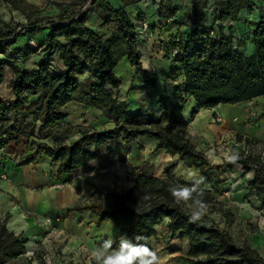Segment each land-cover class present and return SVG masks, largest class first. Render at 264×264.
<instances>
[{
  "label": "trees",
  "instance_id": "16d2710c",
  "mask_svg": "<svg viewBox=\"0 0 264 264\" xmlns=\"http://www.w3.org/2000/svg\"><path fill=\"white\" fill-rule=\"evenodd\" d=\"M121 1L122 7H114L108 0H94L89 12L79 17V11L37 17L24 26L31 35L28 42L12 52L9 49L21 33L4 22L5 28L0 27V56H4L0 57V148L27 137L31 154L23 163L33 162L38 154H45L58 164L57 172L62 174L89 169L91 162L98 159L100 149L119 139L129 142L148 136L158 142L156 150L165 148L188 166L198 167L203 176L209 170H219L221 166L212 165L188 134V121L182 111L189 96L197 102L192 118L202 108L264 96V5L252 0H213V3L191 0L180 17V3L160 1L161 23L169 27L187 25L188 30L185 36L172 33L165 47V56L173 63L171 71L184 78L175 87L180 101L174 103L162 95L160 103L165 112L157 116L142 105L130 111L126 100H119L114 94V89L122 83L115 68L124 57L136 73L145 74L150 85L156 81L143 67L137 23L127 9L140 0ZM19 2L0 0L15 8H20ZM94 7L99 8L102 30L88 23ZM246 7H256L261 13L252 31L255 52L251 55H245L234 44L233 26L226 30L221 25L223 21L238 20L240 11ZM208 17L212 19L211 24ZM45 21L47 24L38 26ZM110 23L114 28L104 30V25ZM42 29L47 30L44 39L37 36ZM30 40L37 43L41 53L29 44ZM174 50L177 54L172 57ZM34 54L41 58L36 68L27 70L17 64L18 60L25 61ZM57 55L64 63L63 69L55 63ZM8 73L11 96L1 93ZM73 101L100 109L114 127L85 129L77 139L67 143L62 133L57 135L55 130L66 122L67 115L62 108ZM46 140H53L54 144L38 142ZM237 140L245 145L225 165L233 168L241 164L245 172L255 173L249 185L264 206V151L258 148L262 143L239 134ZM174 167V164L167 167L163 177L142 171L126 191L100 192L94 202L75 208L91 210L98 227L112 220L118 228L115 246L121 248L122 242L143 246L152 254L145 257L152 264H158L157 254L149 241L156 235V226L166 217L172 236L187 240L188 251L180 256L187 264H264V257L250 243L236 244L231 233L208 214L198 217L189 209L193 203L198 204L199 210L216 202L215 194L210 188L177 176ZM28 241L25 234L16 233L8 228L6 221H0V264L24 256ZM34 257L42 258L39 252ZM138 260L133 264H138Z\"/></svg>",
  "mask_w": 264,
  "mask_h": 264
},
{
  "label": "crops",
  "instance_id": "0c3cea01",
  "mask_svg": "<svg viewBox=\"0 0 264 264\" xmlns=\"http://www.w3.org/2000/svg\"><path fill=\"white\" fill-rule=\"evenodd\" d=\"M252 1L257 5H264V0ZM122 5V1L118 0V5L114 7H122ZM190 5L191 0H186V5L181 6L180 17L183 10ZM127 9L130 13L128 7ZM135 9L137 15L131 17L137 23L138 48L143 54L142 64L149 76L154 77L156 81L154 85H150L145 74L136 73L129 59L124 57L115 68V73L121 78L122 83L119 88L114 89V94L118 95L119 100H126L130 111L142 105L155 115L162 116L165 109L160 103L161 96L167 95L174 103L179 102L180 96L175 94V87L182 84L184 80L179 73L171 71L173 63L165 57V47L172 33L185 36L188 26L169 27L167 23H161L158 10L154 12L138 7ZM145 13L149 16H145ZM141 14L143 20L148 18L149 24L146 28L144 24L147 20L143 22L142 27L140 25ZM260 17L258 8L246 7L240 11L238 20L221 22L226 30L229 26H233L234 44L239 45L245 55L255 52L252 31ZM88 23L94 29L102 30V21H88ZM208 23H212L209 17ZM37 36L44 39L47 36V30H40ZM23 45L17 41L9 52ZM34 56L38 59L29 66ZM40 59L38 54H34L25 61L18 60L17 64L30 70L37 67ZM54 59L58 67L63 69L64 63L59 56H55ZM3 91L11 96L7 84ZM196 104L194 97H187L182 111L184 119L188 121L186 130L197 147L205 152L209 162L214 166H221L219 170H209L207 175L203 176L198 167L188 166L178 156L167 153L165 148L156 150L158 142L155 139L140 136L129 142L119 139L118 142L104 146L100 149L98 159L91 162L89 169L79 168L72 173L60 174L57 172L58 164L53 163L45 154H38L33 162L23 163L31 154V146L27 137H20V142L11 141L7 146L0 148V221H6L9 229L16 233H23L29 238L27 244L29 251L33 244L41 245L47 240L51 243L56 242L55 245L60 243L54 251V254L58 255L79 249L94 255V252L103 250L106 240L112 241L110 250L119 251L120 247L115 246V237L118 234L115 223L108 220L98 227L93 223L95 214L90 213V218L86 221L83 214L87 215V213L77 212L75 207L88 203V200L84 202L82 198L95 197L96 193L126 191L134 185L137 174L144 171L145 165L154 167V175L163 177L165 169L174 164L176 171L174 173L177 176L185 181L212 189L216 199L225 198V195H228V199L231 197L233 204L240 208L249 211L257 208L264 211L260 199L252 192L249 185L255 173L245 172L241 164H236L233 168L225 165V162L233 160L244 147V143L237 140L238 134L244 138L261 141L264 148V96L235 104H219L211 108H202L192 118L191 114ZM62 111L67 115L62 127L74 128L70 139L67 138L68 134L64 137L67 143L77 139L81 131L90 129L84 126L92 123L96 115L110 122V128L114 127L112 121L102 116L100 109L80 102H70L62 108ZM216 115L222 117L221 125L214 123ZM234 134H236V142L241 144L238 150L227 146L219 147L227 136ZM38 142L54 144L53 140ZM210 146L216 147L210 148ZM218 148L219 151H217ZM118 181H124V183L118 186L116 185ZM250 212L252 214V211ZM168 222L169 218H164L156 226V235L149 241L152 250L157 254V262L158 264H187L180 258L188 251L187 240L172 236L168 230ZM104 228H112L117 230V233L115 232L112 236L107 235ZM253 247L258 249L264 257L263 240L254 243ZM40 255L41 259L38 257L33 259H39L42 264H45L43 255Z\"/></svg>",
  "mask_w": 264,
  "mask_h": 264
},
{
  "label": "rangeland",
  "instance_id": "374dc122",
  "mask_svg": "<svg viewBox=\"0 0 264 264\" xmlns=\"http://www.w3.org/2000/svg\"><path fill=\"white\" fill-rule=\"evenodd\" d=\"M94 0H20L19 6L20 8H15L11 4L8 3H0V27L5 28L4 22H7L10 24L11 28H15L18 33H21V35L17 38V41L21 44H26L30 38V34L27 31L28 28L24 27L29 23V21L34 20L37 17H47V16H53L56 17L59 13H67L70 14L75 11H79V16H83L86 13L89 12V8L91 7ZM161 0H140L138 3L129 5L128 8L130 10L131 16L137 15V11L135 12V8L138 7L140 9H149V11H154L159 9V3ZM177 3H180L182 6L186 5V0H175ZM211 2L213 0H210ZM108 2L116 6L118 5V0H108ZM145 16L147 13L144 14ZM90 21L93 22H101V18L99 15V8L94 7L93 11L89 13ZM141 21V27L143 25V22L147 19L143 20L142 16H139ZM147 24H149L148 20L146 21ZM47 24V21L43 23H39L40 25ZM114 24H107L104 25V30L111 31V29L114 28ZM39 32V31H38ZM38 34V33H37ZM2 58V56H0ZM166 57V56H165ZM37 56H34L32 60L29 62V66L33 65L34 60H37ZM147 60V57L144 58ZM150 61V60H149ZM10 79V73L7 75L6 83L2 87V94H4V87H6L7 82ZM163 116V115H162ZM219 118H221L219 120ZM214 123L221 125L223 123L222 117L220 115H216L214 118ZM84 127H90L92 128H110L111 124L110 122L105 121L104 119L100 118V115H96V119H92V123H87ZM66 128V127H65ZM64 127H60L57 130V135L61 134L65 137L66 134L69 136L67 138L70 139V135L72 134V129H65ZM68 131V132H66ZM118 142V141H117ZM120 142V141H119ZM118 144V143H117ZM240 143L236 142V134L227 136L225 141L220 143L219 147H231L234 149L240 148ZM245 145V143H244ZM216 146H210V148H213ZM258 148H263L262 145L258 146ZM219 151V148L217 149ZM264 151V148H263ZM121 159V158H120ZM144 172L147 174L154 173V167L150 165L143 166ZM176 173V171L174 170ZM121 183H124V181L119 182L116 184L118 186L121 185ZM123 185V184H122ZM117 187V186H115ZM116 189V188H113ZM112 189V190H113ZM110 191V190H109ZM100 193H96V198L99 196ZM231 196V194H230ZM95 197H88V198H82L83 201H89L94 202L96 200ZM228 195H225L224 197H219L216 199V202H213L209 204L208 206H205L202 209H197L198 204L193 203L189 205V209L194 211L198 217H201L203 214H208L209 218L215 220L220 224L222 228L227 229L231 235L234 238V241L236 244H242L243 242H248L252 246L254 243L259 242L261 240L264 241V211L258 210L257 208H252L250 211H254V214L252 215L251 212L245 208H240L233 204V200L230 197L228 199ZM95 198V199H94ZM88 202V203H89ZM87 203V202H85ZM77 212H83L85 211L87 215L84 213L83 217H85V220L88 221L90 218V213H93L91 210L86 209H76ZM94 214V213H93ZM93 223L96 225L95 220ZM90 224H88L89 226ZM90 228V227H89ZM104 232L107 235L112 236L115 232L117 233V230H114L112 228H104ZM96 233V230H95ZM117 235V234H116ZM51 241L52 239L49 238ZM56 242H49L48 240L41 245H35L33 244L32 249L29 251V245H27L28 251L27 253L17 259V260H11L6 264H42L39 259H33L34 254L36 252H39V254H42L45 259V264H97V261L94 259V255L90 253L89 251H85L84 249H79L72 252H67L65 254L58 255L54 254V251L56 248L60 246V243Z\"/></svg>",
  "mask_w": 264,
  "mask_h": 264
},
{
  "label": "clouds",
  "instance_id": "9594fccd",
  "mask_svg": "<svg viewBox=\"0 0 264 264\" xmlns=\"http://www.w3.org/2000/svg\"><path fill=\"white\" fill-rule=\"evenodd\" d=\"M111 240L104 241L103 250L94 252V259L97 264H133L138 260V264H152L151 259L145 257L152 255L149 250L143 246H130L122 242L119 251L110 250ZM154 258V257H153Z\"/></svg>",
  "mask_w": 264,
  "mask_h": 264
},
{
  "label": "built area",
  "instance_id": "2783aa9c",
  "mask_svg": "<svg viewBox=\"0 0 264 264\" xmlns=\"http://www.w3.org/2000/svg\"><path fill=\"white\" fill-rule=\"evenodd\" d=\"M147 23H145L144 24V27L146 28L147 27ZM29 44L32 46V47H34V48H38V50H39V52L41 53L42 51H41V48H39L38 47V45H37V43L34 41V40H30L29 41ZM177 54V50H174L173 52H172V57H174L175 55ZM221 118H219V120H220ZM4 178H6V176H4Z\"/></svg>",
  "mask_w": 264,
  "mask_h": 264
}]
</instances>
